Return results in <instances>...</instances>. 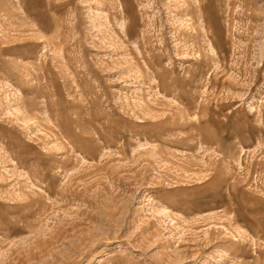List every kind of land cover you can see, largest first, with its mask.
I'll return each mask as SVG.
<instances>
[{
  "label": "rangeland",
  "instance_id": "1",
  "mask_svg": "<svg viewBox=\"0 0 264 264\" xmlns=\"http://www.w3.org/2000/svg\"><path fill=\"white\" fill-rule=\"evenodd\" d=\"M0 264H264V0H0Z\"/></svg>",
  "mask_w": 264,
  "mask_h": 264
}]
</instances>
